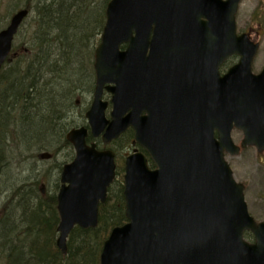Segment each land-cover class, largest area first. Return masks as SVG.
I'll list each match as a JSON object with an SVG mask.
<instances>
[{
  "label": "water",
  "instance_id": "1",
  "mask_svg": "<svg viewBox=\"0 0 264 264\" xmlns=\"http://www.w3.org/2000/svg\"><path fill=\"white\" fill-rule=\"evenodd\" d=\"M239 1L107 3L85 117L93 137L105 129L104 144L131 125L155 167L141 152L126 157L127 222L110 231L100 264H264V221L248 214L244 186L223 156L224 150L234 155L250 145L264 150V66L252 72L258 43L236 33ZM27 13L17 10L0 30V69ZM233 53L237 63L220 76L219 64ZM103 88L112 94L109 120ZM233 126L243 133L237 145L230 138ZM86 134L79 127L65 135L75 156L63 165L56 194V246L62 254L75 224L96 226L98 203L115 175L114 153L87 145ZM245 230L253 243L243 239Z\"/></svg>",
  "mask_w": 264,
  "mask_h": 264
},
{
  "label": "trees",
  "instance_id": "2",
  "mask_svg": "<svg viewBox=\"0 0 264 264\" xmlns=\"http://www.w3.org/2000/svg\"><path fill=\"white\" fill-rule=\"evenodd\" d=\"M12 2L13 8H28L33 16L31 29L21 40L18 31L15 54L6 59L0 73V180L4 182L13 181L3 170L11 155L26 161L35 151L52 147L51 140L69 145L63 123L76 91L93 88V50L108 0ZM121 181L120 177L114 182L107 201L99 206L97 227H75L70 232L66 256L55 246L56 191L42 197L34 193L37 182L21 183L13 198L0 206V264H99L110 228L126 221ZM31 194H35L33 205ZM14 198L17 201L11 204ZM16 211L22 212L21 221L14 224Z\"/></svg>",
  "mask_w": 264,
  "mask_h": 264
},
{
  "label": "rangeland",
  "instance_id": "3",
  "mask_svg": "<svg viewBox=\"0 0 264 264\" xmlns=\"http://www.w3.org/2000/svg\"><path fill=\"white\" fill-rule=\"evenodd\" d=\"M13 3L12 0H0V29L6 25L11 13L15 11L14 9L11 10ZM32 16L33 14L30 12L21 27L22 33L18 35L17 40H21L23 38L22 35L24 36L30 31ZM235 22L238 32L250 31L251 37L259 41V48L252 64V70L258 73L264 65V0H240L235 14ZM91 92V90L88 91L83 87L76 91L72 97V103L68 107L67 120L63 123V125H66L64 133H66L65 130L67 131L73 126H81L85 123L84 111L87 110L86 108L90 103ZM63 125L61 124V126ZM232 138L235 142L239 141L241 133L237 130L232 131ZM61 144L56 140H51V146L56 148L50 147L46 150L35 151V156L28 158L26 161L11 159L12 155L9 157L3 170L6 173L4 176L9 177L13 181L4 182L2 179L0 180V206L13 198V190L21 183L27 185L37 182V185L32 187L34 193L37 192L42 197L47 192L52 193L57 190L56 185L59 184L61 167L65 163L70 162L74 156V151L70 145L63 146ZM126 145L129 149V144ZM44 152L51 153V157L49 159H40L38 155ZM122 155L124 156L125 154L123 153ZM122 155L120 159L123 158ZM118 159V156H116V164L120 167V164H118L120 160ZM226 160L231 166L236 180L243 182L245 185L244 199L249 213L257 221L264 220V151L258 153L255 148L249 147L235 156L226 155ZM120 175L122 176L121 169L118 170L117 177L119 178ZM32 196H35V194H31V199L29 198L33 205ZM16 201L17 198H14L11 204ZM20 213L22 212L16 211L14 213V224L21 221ZM32 237L33 235L30 236V238ZM29 242L24 240L26 245Z\"/></svg>",
  "mask_w": 264,
  "mask_h": 264
},
{
  "label": "flooded vegetation",
  "instance_id": "4",
  "mask_svg": "<svg viewBox=\"0 0 264 264\" xmlns=\"http://www.w3.org/2000/svg\"><path fill=\"white\" fill-rule=\"evenodd\" d=\"M235 61H234V57L233 56H229V57H227L224 61H223V63L220 65V67H219V69H220V71L221 72H223V71H225L229 66H231L233 63H234ZM175 80L180 84L181 82H182V79L180 78V77H176L175 78ZM103 99L104 100H106L108 103H107V106H106V109H105V117L106 118H109V112H110V106H111V104H110V95H109V93H104V95H103ZM88 107H89V105L87 106V108L86 109H88ZM84 113H85V111H84ZM145 112L144 111H142V114H144ZM85 124V123H84ZM134 134H135V130L131 127V126H129V127H127L126 129H125V131L123 132V136H127V137H130V140L132 139V137L134 136ZM131 142H132V140H131ZM122 144H123V142L119 139H117L116 141H115V143H114V146L116 147V148H118L120 151H121V149H122ZM133 146L134 145H132V148H133ZM111 187V186H110ZM119 191H120V189L119 188H117L116 187V194H119ZM107 199V198H106Z\"/></svg>",
  "mask_w": 264,
  "mask_h": 264
}]
</instances>
